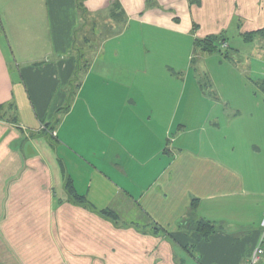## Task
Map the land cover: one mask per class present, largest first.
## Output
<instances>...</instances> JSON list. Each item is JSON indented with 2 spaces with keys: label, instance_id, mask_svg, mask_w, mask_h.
Listing matches in <instances>:
<instances>
[{
  "label": "crops",
  "instance_id": "obj_1",
  "mask_svg": "<svg viewBox=\"0 0 264 264\" xmlns=\"http://www.w3.org/2000/svg\"><path fill=\"white\" fill-rule=\"evenodd\" d=\"M261 29L264 0H0V105L17 117L0 120V264H248L262 237L264 251V35L244 37ZM81 32L92 61L72 100ZM217 34L233 58L255 45L235 99L232 81L207 74L203 97L199 71L166 63ZM67 178L116 223L73 206ZM189 219L216 232L193 241Z\"/></svg>",
  "mask_w": 264,
  "mask_h": 264
},
{
  "label": "trees",
  "instance_id": "obj_2",
  "mask_svg": "<svg viewBox=\"0 0 264 264\" xmlns=\"http://www.w3.org/2000/svg\"><path fill=\"white\" fill-rule=\"evenodd\" d=\"M81 8V13L84 14L86 13V8L84 5L81 3L80 5ZM124 13L121 11V8L118 4L113 7L111 10V18L122 21ZM261 34L264 35V29L259 30L258 32H252L245 34L244 37L248 41H252V37L254 34ZM82 36L83 41H81V44L77 43V46H75V51L77 52V70L75 71V75L73 76V79L71 80V97L72 100L75 96V93L79 89L81 85V81L83 78V71H86V69L90 66V63L92 59L87 55H83L82 50L83 48L81 47L83 44L86 46H89L88 48L93 46V43L89 42L90 41V34L88 36H85L84 34H80ZM80 36H78L80 38ZM225 37L224 36H217V35H209L205 37L204 39H199L196 40V50L200 51L202 54L206 53H215L217 51H222V45L225 44ZM92 44V46H91ZM226 49V48H225ZM223 49V50H225ZM226 51V50H225ZM225 57H229L230 54L228 51L224 54ZM259 88L262 89L264 92V80L258 81L256 83ZM71 100V101H72ZM71 101L67 103V105L63 108L65 111L70 109ZM14 105L11 103L8 106L7 105H0V120H5L8 122H17V117L12 114V111H14ZM45 127V126H44ZM46 129V127H45ZM66 191L68 195L70 196V203L75 206V207H80L83 208L89 212H92L94 214H97L103 220L111 223H116L114 217H113V212L110 210H101L97 211L93 206L88 202L87 198L83 195H80L73 184V180L71 178L66 179ZM97 211V212H96ZM182 228L185 230V235L189 238L192 239L193 241H200L203 239H208L210 235L216 232L215 227L212 223L205 221L203 219L201 220H193L189 219L187 221L182 222ZM156 230H159V228H155Z\"/></svg>",
  "mask_w": 264,
  "mask_h": 264
},
{
  "label": "rangeland",
  "instance_id": "obj_3",
  "mask_svg": "<svg viewBox=\"0 0 264 264\" xmlns=\"http://www.w3.org/2000/svg\"><path fill=\"white\" fill-rule=\"evenodd\" d=\"M217 36H225V35L224 34H217ZM228 37H229V40L231 42V51L234 49H237V43L232 42V38L230 36H228ZM254 46L255 45L252 43H247L246 45L244 44V47L240 51L241 52L240 55L235 56V58H233L232 55H230L228 58L225 57L224 54L226 53V51L223 50V48H222L221 52L217 51L215 53H206L204 55H202V53L200 51L196 50L195 53L192 54V57H191L192 62H190V57L188 58V56L187 57L182 56V57H178V58L177 57L175 58V56L173 57V55L170 56L171 53H170V49H169L168 50V58L166 59V63L168 65H174V66L177 65L178 69H182V71L187 70L188 68L199 71L200 72V84H201L200 89H201V93H202L203 97H209V95L211 97L213 95L208 90L212 87V86H210L211 81L213 84L218 83L220 88L226 84L229 86L228 82L232 81L231 82V86H232L231 89L232 90H224L223 93H224L226 98L235 99V97H234L235 91H239V87L243 89L244 83H247V82L245 81L243 76H241L237 71L234 70L237 67V65H235L234 63H238L240 66L244 67L245 66L244 63L246 64L247 63L246 61H249L245 57L246 56H252L255 53L253 50ZM183 51L186 52L185 50H183ZM82 52H84V50H82ZM162 63H163V61H162ZM259 64H260V66L258 65L259 67H261V68L264 67V64H262V65H261V63H259ZM178 69H176V71L181 72ZM231 73L236 74L237 77L233 78V75H231ZM207 74L209 75V77L211 79L210 82H209V78H208ZM254 77H259V76H257L255 74ZM214 78L216 79V82H215ZM239 83L242 84V87L239 85ZM207 84H209V87H204V86L202 87V85H207ZM215 85H213V86H215ZM247 86H249V85H247ZM249 88H250L249 92H251V90H252V92L254 91L253 90L254 87H249ZM215 89L219 90L217 85L215 86ZM216 93H219V92L216 91ZM216 93H215V98H219V96L217 97L218 94L216 95ZM251 95L255 96L256 93L253 92ZM220 98H222V97L220 96Z\"/></svg>",
  "mask_w": 264,
  "mask_h": 264
},
{
  "label": "built area",
  "instance_id": "obj_4",
  "mask_svg": "<svg viewBox=\"0 0 264 264\" xmlns=\"http://www.w3.org/2000/svg\"><path fill=\"white\" fill-rule=\"evenodd\" d=\"M222 48L223 49L227 48V45L226 44H223L222 45ZM261 227L263 229V236H264V218H263V220L261 222ZM262 241H263V237H262L259 245L253 250V252H252V254L250 256V259H249L248 264H258L259 263L260 258H261L262 254L264 252L263 251V248L261 246Z\"/></svg>",
  "mask_w": 264,
  "mask_h": 264
}]
</instances>
